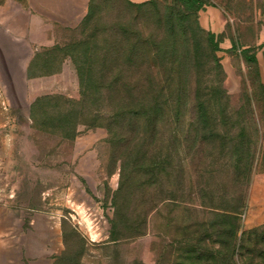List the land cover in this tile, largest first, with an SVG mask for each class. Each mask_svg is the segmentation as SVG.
Segmentation results:
<instances>
[{"label": "rangeland", "instance_id": "374dc122", "mask_svg": "<svg viewBox=\"0 0 264 264\" xmlns=\"http://www.w3.org/2000/svg\"><path fill=\"white\" fill-rule=\"evenodd\" d=\"M206 1L221 34L91 0L0 66V264H264V0Z\"/></svg>", "mask_w": 264, "mask_h": 264}, {"label": "crops", "instance_id": "0c3cea01", "mask_svg": "<svg viewBox=\"0 0 264 264\" xmlns=\"http://www.w3.org/2000/svg\"><path fill=\"white\" fill-rule=\"evenodd\" d=\"M127 1L139 4L149 0ZM88 3L89 0H0V66L9 74L8 81L13 82L15 88L27 81L25 70L31 59V43L45 39L46 26L68 24L82 18ZM200 16L205 29L221 34L225 20L220 10L207 8ZM219 46L227 50L230 43L225 39ZM250 222L258 223L253 219Z\"/></svg>", "mask_w": 264, "mask_h": 264}, {"label": "trees", "instance_id": "16d2710c", "mask_svg": "<svg viewBox=\"0 0 264 264\" xmlns=\"http://www.w3.org/2000/svg\"><path fill=\"white\" fill-rule=\"evenodd\" d=\"M90 4H91V0H89L87 9L89 8ZM130 4H133V3H130ZM133 5L136 7H145L147 5H150V6L153 5V7L157 10L162 8V11H163L162 13L164 14L159 18V22L164 23L166 24V26H171V27L184 25L185 22H188L189 20H192L195 24H197V17H198L199 12L204 11L206 6H208L206 0H172V2L169 5H164L163 7H161L160 4L156 2V0H149L144 3L133 4ZM207 38H208V43L211 45L212 51L214 53L220 52L221 50L218 48V44L215 41L214 35L208 34ZM235 47L236 45L232 44L231 50H233ZM241 53H243L247 61L253 62V63L256 62V57L254 55H249L248 50L244 49L241 51ZM141 119L146 120L148 124L153 121L150 113H145L141 115ZM254 132L255 133L257 132L256 129L254 130ZM141 134L144 135L143 132ZM145 148H148V147L145 146ZM150 164H151L152 170L154 169L157 170L158 168L162 166L163 161H156V158H155L154 161H150ZM125 174H126L125 169L121 168L120 177L123 178V181H125V184L130 185V178H128V176H126ZM252 232H255V231H252Z\"/></svg>", "mask_w": 264, "mask_h": 264}]
</instances>
